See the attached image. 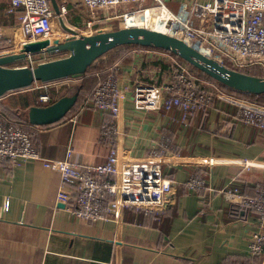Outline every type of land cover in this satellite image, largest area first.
<instances>
[{
	"label": "crops",
	"instance_id": "obj_1",
	"mask_svg": "<svg viewBox=\"0 0 264 264\" xmlns=\"http://www.w3.org/2000/svg\"><path fill=\"white\" fill-rule=\"evenodd\" d=\"M55 2L65 12L52 20L56 36L51 43L71 38L66 28L83 35L117 30L123 11H99V20L87 29L90 11L83 0ZM183 2L190 4V0H165L173 12ZM8 7L9 0H0V30L5 36L14 35L17 46L6 54L18 53L26 41ZM67 54L35 56H41L38 59L43 62ZM24 61L30 66L29 60ZM115 63L121 65L122 88L129 86L120 100L118 118L76 108L57 123L29 124L36 131L32 142L42 159H64L72 148L70 160L74 165L92 167L103 163L109 152L100 126L104 121H114L119 129V167L158 161L162 175L172 181L167 215L161 221H146L145 213L128 206L96 222L84 221L70 209L73 193L68 201L57 198L59 174L45 170L41 161L27 160L9 170L2 167L0 264H222L228 258L244 256L250 236L257 230L258 214L234 205L240 209L236 215L224 190L237 186L250 196L256 195L264 183V131L239 121V108L220 99H214L208 109L195 113L185 124L168 122L162 112H144L132 98L136 81L146 82L141 69L146 67L144 51L132 48ZM75 78L59 81L55 96L72 85L68 82L78 84L81 78ZM57 82L50 83V90ZM19 92H29L33 98L36 94L30 88ZM162 138H173L175 153L172 150L156 158L153 154ZM211 159L216 164L210 165ZM246 163H251L249 169L244 167ZM195 175L203 178L204 188L190 192L186 182Z\"/></svg>",
	"mask_w": 264,
	"mask_h": 264
},
{
	"label": "built area",
	"instance_id": "obj_2",
	"mask_svg": "<svg viewBox=\"0 0 264 264\" xmlns=\"http://www.w3.org/2000/svg\"><path fill=\"white\" fill-rule=\"evenodd\" d=\"M153 2L156 4L145 6L146 0H83L90 11L85 28H91L99 20L97 12L122 8L118 29L140 27L163 32L234 70L264 68V0H190L189 5L181 3L176 12L166 6L165 0ZM59 10L60 13L65 12V8ZM7 12L17 17V29L27 43L55 37L52 20L57 15L49 0H9ZM147 12L151 13L153 20H134ZM15 49L14 35L5 36L0 30V56ZM142 50L146 67L141 69L146 82L138 79L132 88V98L138 109L147 113L162 112L168 122L185 124L195 113L209 108L215 98L235 104L239 108V121L264 131L263 107L228 95L215 84L202 81L187 64L170 52L152 48ZM27 60L30 66H34L36 60L33 57ZM120 73L121 65L113 64L106 78L85 99L79 111L90 108L118 118L120 100L129 89L128 85L122 88ZM203 83L214 87V98L203 88ZM50 85L35 83L30 89H42L37 100L47 104L54 100L55 94H50ZM100 130L102 138L109 143L105 161L80 168L70 160L72 148L67 150L64 159H42L30 134L0 112V169L5 162L17 167L27 160L41 161L45 170L59 174L57 198L68 201L73 193L75 198L70 209L76 218L84 221L96 222L128 206L146 215L161 214L172 196L173 183L162 175L159 162L128 164L121 169L118 127L114 121L108 120L102 123ZM167 147V141L162 138L153 156L161 158L168 155L164 151ZM209 164H216V161L211 159ZM250 166L251 163H246L244 167L249 169ZM204 184L201 177L192 176L185 187L192 192L202 189ZM224 193L230 204L258 214L257 230L250 236L245 256L264 255V183L255 196L245 194L237 186L224 190ZM261 264H264V259Z\"/></svg>",
	"mask_w": 264,
	"mask_h": 264
},
{
	"label": "water",
	"instance_id": "obj_3",
	"mask_svg": "<svg viewBox=\"0 0 264 264\" xmlns=\"http://www.w3.org/2000/svg\"><path fill=\"white\" fill-rule=\"evenodd\" d=\"M56 15L55 0H51ZM63 24V23H62ZM72 34L63 42L39 40L22 45L18 53L0 56V99L35 83H51L83 75L89 66L107 52L122 46L136 45L172 53L199 71L207 74L225 88L245 94H263L264 76L234 70L205 56L183 40L149 28L131 27L99 32L92 35ZM68 53L61 58L39 62L34 66H12L37 54ZM77 101V94L65 95L45 106L33 105L18 113L32 126H46L62 120Z\"/></svg>",
	"mask_w": 264,
	"mask_h": 264
},
{
	"label": "trees",
	"instance_id": "obj_4",
	"mask_svg": "<svg viewBox=\"0 0 264 264\" xmlns=\"http://www.w3.org/2000/svg\"><path fill=\"white\" fill-rule=\"evenodd\" d=\"M132 48H145L141 46H136V45H122L119 46L100 58H98L96 61L93 62L91 66L88 67L87 71L81 75L77 76L76 78H81L80 82L74 86L73 93L72 94H77V101L75 105L70 109V111L66 114L65 117L71 115L76 108H80V106L83 104L85 101L86 97H89L92 95L93 91L97 86L101 84V82L106 78L108 75V69L115 64L116 61H118L120 58L124 57V55ZM175 56V55H174ZM177 57V56H176ZM180 61L184 62L189 66V68L192 70L194 74L197 76H200L203 80L213 83L216 85V87L231 96L241 98L243 100L252 102L254 104L262 105L264 106V93L263 94H245L241 92H236L234 90H230L228 88H225L222 84L208 76L207 74L199 71L198 69L194 68L190 64L186 63L179 57H177ZM226 65H228L226 63ZM241 72L251 74V75H256V76H264V68L260 67H249L242 69ZM210 87V86H209ZM208 86H204L203 88L206 89L211 95L212 98H214L215 90L208 89ZM215 99V98H214ZM53 100L52 102H54ZM51 103V102H50ZM50 103L44 104L40 103L37 100V95H35V98H33V95L29 92L25 93L24 95L21 94L20 92H15L7 97H4L3 99L0 100V112L10 121H15L18 122L31 136V140L34 141V136L36 131L31 128V126L23 121L16 110H25L29 108L30 106L37 105V106H45ZM64 117V118H65ZM170 136V135H169ZM171 139V138H170ZM173 139V138H172ZM169 141L167 138L164 139L165 142L167 141L168 147L164 150L166 153H170L172 150L175 153V145H174V140ZM3 167H5L6 170H9L11 168V164L9 162H5L3 164ZM199 176V175H195ZM201 177V176H199ZM202 178V177H201ZM203 179V178H202ZM204 188V186H203ZM202 188V189H203ZM201 189V190H202ZM198 190L197 192H199ZM249 192H251L249 190ZM246 194V193H245ZM232 211H236V215L239 214L240 209L234 207L232 205ZM166 211L164 210L161 214H155V213H150L145 215L144 218H146V221H153V220H163L166 216ZM264 259V255L261 256H256V257H248V256H240V257H231L226 259L224 264H261Z\"/></svg>",
	"mask_w": 264,
	"mask_h": 264
},
{
	"label": "rangeland",
	"instance_id": "obj_5",
	"mask_svg": "<svg viewBox=\"0 0 264 264\" xmlns=\"http://www.w3.org/2000/svg\"><path fill=\"white\" fill-rule=\"evenodd\" d=\"M154 4H156L155 2H153V0H146V3H145V6H150V5H154ZM55 32V31H54ZM54 36H56V34H54ZM52 39H55V37H52L51 38V40H49L50 42L52 41ZM59 55H56V56H54V57H58ZM33 57V56H32ZM52 58V59H55V58ZM38 58H41V56H34L33 57V59L34 60H36V62H34V65H36V63H38L39 62V59ZM25 61H22V62H18V63H14V64H12V66H26L25 64ZM196 75V74H195ZM202 81H204L200 76H198ZM76 79V78H75ZM67 82V81H66ZM205 82V81H204ZM69 84H72L70 87H68V88H66L64 91H62V92H60V93H58L56 96H55V94L53 95V98H54V100H57V99H59L60 97H62V96H65V95H71L72 93H73V89H74V86H75V84H77V82H75V81H73V82H68ZM60 85V82L58 81L57 83H56V85L54 84V85H52V90H50V94H53L54 92H55V90H56V87L57 86H59ZM74 85V86H73ZM203 85L204 86H206L207 84H205V83H203ZM208 89H211V90H214V87H212V86H210ZM41 90L42 89H33L32 91H34L36 94L35 95H37L38 96V94L41 92ZM216 92V91H215ZM258 105V104H257ZM258 106H261V107H263L264 108V106H262V105H258ZM208 109V108H207ZM12 122H14V123H18V122H15V121H12ZM19 124V123H18Z\"/></svg>",
	"mask_w": 264,
	"mask_h": 264
},
{
	"label": "bare ground",
	"instance_id": "obj_6",
	"mask_svg": "<svg viewBox=\"0 0 264 264\" xmlns=\"http://www.w3.org/2000/svg\"><path fill=\"white\" fill-rule=\"evenodd\" d=\"M139 18H147V19H152L153 20V17H152L150 12H147L145 15H142V16H137V17L134 18V20H137ZM128 20H129V22H131V19H128Z\"/></svg>",
	"mask_w": 264,
	"mask_h": 264
}]
</instances>
